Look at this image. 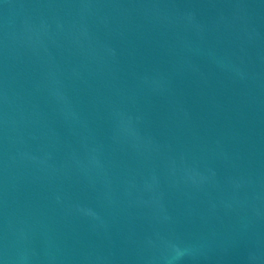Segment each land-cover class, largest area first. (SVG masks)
<instances>
[{
    "label": "water",
    "instance_id": "water-1",
    "mask_svg": "<svg viewBox=\"0 0 264 264\" xmlns=\"http://www.w3.org/2000/svg\"><path fill=\"white\" fill-rule=\"evenodd\" d=\"M0 264H264V0H0Z\"/></svg>",
    "mask_w": 264,
    "mask_h": 264
}]
</instances>
